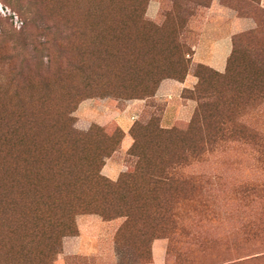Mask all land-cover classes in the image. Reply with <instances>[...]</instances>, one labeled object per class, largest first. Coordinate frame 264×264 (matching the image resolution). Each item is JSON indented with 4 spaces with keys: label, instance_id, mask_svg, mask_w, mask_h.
Segmentation results:
<instances>
[{
    "label": "rangeland",
    "instance_id": "374dc122",
    "mask_svg": "<svg viewBox=\"0 0 264 264\" xmlns=\"http://www.w3.org/2000/svg\"><path fill=\"white\" fill-rule=\"evenodd\" d=\"M236 17L253 23L232 41L256 33L264 90V0H0V264H264V189L257 190L264 165L251 144L214 142L180 168L190 182L139 190L141 205L130 190L75 182L88 170L111 182L132 171L134 124L184 131L197 106L190 92L197 73L209 75L197 71L206 65L194 52L232 30ZM243 42L237 38L236 46ZM178 60L195 84L180 96H157L161 82L182 75L172 66ZM145 72L160 82L139 99ZM104 119L110 122L101 132L112 138L102 147L93 124ZM117 126L122 134L113 133ZM138 139L151 153L171 150L162 133L143 131ZM106 146L116 148L108 157ZM73 188L94 191L79 200L105 203L107 195L113 204L102 206L104 216L76 208L63 227L61 209L76 202ZM153 192L160 198L150 199ZM55 226L62 231L57 244L43 233Z\"/></svg>",
    "mask_w": 264,
    "mask_h": 264
},
{
    "label": "trees",
    "instance_id": "16d2710c",
    "mask_svg": "<svg viewBox=\"0 0 264 264\" xmlns=\"http://www.w3.org/2000/svg\"><path fill=\"white\" fill-rule=\"evenodd\" d=\"M92 11L93 10H90L89 12ZM240 37L244 40L243 47L236 46V40ZM256 38V33L254 32L239 34L233 38L231 52L227 58L223 73L216 71L208 65L197 66V71L199 69H204L208 71L209 75L202 77L197 73L198 81H196L197 83L194 88L190 90L193 95L192 97H195L194 99H196L197 106L183 132H177L175 131V128L163 129L161 126H155L154 122L150 121L144 124H134L130 127V134L132 135L134 142L129 150V155L135 157V166L132 171L122 174L116 182H111L101 175L99 170L96 172L88 170L85 176L77 175L75 177V182L78 184H84L86 180L91 179L94 180L96 184L103 183L110 189L117 187L118 189L130 190L133 192V196H131L133 198V204L141 205L144 200L143 198H139V190L153 191L157 186L163 187L164 184L182 185L188 181L190 182L191 178L184 176L181 173L180 168L189 161L195 160L198 156L207 152L210 149L209 147H211L210 145H213V143L217 141L224 142L227 140H241L247 144H251L254 152L260 156L258 161L260 159V162L264 165V106L260 105L261 101L264 100V90L258 85V82L261 80L259 71L262 73V70L259 69V63L262 61V58L260 57L261 51ZM173 62L172 66L177 69L174 72L182 74V72L185 71L183 62H179V60ZM257 62L258 64L256 65ZM183 75L184 74L174 79L183 82L185 79V76ZM143 76L145 77L141 80V85L137 87V93L135 94L138 95L137 97L139 99L152 96L160 82L159 74L153 75L152 73L149 74V72H145L140 77ZM186 91L189 92V90ZM256 121L260 122L255 123ZM105 126L108 125L100 126L93 124V127L100 131L95 139L102 147L104 145L100 141H102L103 138L105 140L112 138L107 137L105 133L101 132V129H104ZM119 128L120 127L117 126L113 130V133ZM91 129L92 127L89 129V132ZM120 130L121 129H119V134H122V131ZM143 131L145 133L148 131L149 134L162 133L163 135H166V138L169 141L166 144V150L168 151V149H171L168 154H155L149 152L146 146L143 148L138 139L140 133ZM77 133L74 141L75 143H81L83 133H81V135H78ZM149 144L161 147V145L158 144V141L155 140L153 142L152 140H149ZM177 144H179V146H177ZM104 149L106 150L104 156L108 157L116 148L115 146H106ZM140 177L145 180H138ZM149 182L151 187H149ZM248 187L247 190L256 189V186ZM260 188H262V192L264 189V182L259 184L257 190L260 191ZM86 190L87 188H80V190L74 188L70 189V194L76 197V202H68V204L62 207V220H60L61 222L58 224H63V227L66 226L67 219L71 220L75 215L76 208L79 209L80 207L83 208V210L99 213L104 216L105 211L102 206L108 205L109 203L113 204V202H110L109 199H107V195L104 199L105 203H99L94 198L87 200L81 199L82 201L79 200L80 197H94V191H90L91 188L88 190L91 194L86 193ZM36 192L34 193L35 197H39L43 194L42 191H40L39 194ZM111 193L112 190H110V194ZM153 193L154 195L151 196L150 199L155 201L156 198H160L158 194H155V192ZM0 194L2 195L1 192ZM41 200L44 201L45 199L42 198ZM121 201L124 202V204L127 203L123 200V195H121L120 202ZM158 202L153 203L152 206L157 207L159 204ZM161 205L164 206L163 204ZM162 206L158 207L162 209ZM35 213L38 216L39 209L38 207L36 208V206ZM114 213L117 214V211H114ZM126 217L128 218L129 216L126 215ZM34 218L36 219V217ZM36 226L37 229L40 227L38 224ZM55 230L56 232L50 230L48 232L44 231L43 233H47V238H52L53 240L56 239L55 243L57 244V239H59V235L62 231L57 229L56 226ZM56 233H58V237ZM204 240L212 243L218 241L209 240L207 239V236H204ZM172 249L171 242L167 249L168 253L172 251Z\"/></svg>",
    "mask_w": 264,
    "mask_h": 264
},
{
    "label": "crops",
    "instance_id": "0c3cea01",
    "mask_svg": "<svg viewBox=\"0 0 264 264\" xmlns=\"http://www.w3.org/2000/svg\"><path fill=\"white\" fill-rule=\"evenodd\" d=\"M231 22L234 25L232 30H227V32L225 31L223 35L210 40L206 47L202 46L201 43L198 44L196 51L194 52V57L197 62L208 65L209 67L220 72L225 69L226 61L232 48V35L253 27V23L249 18L236 17ZM187 83L193 84L194 81H189L188 77L185 78L183 82L173 79L165 80L159 84L156 95L163 96L167 92L169 95L174 94L180 96L181 90L185 86L188 87ZM109 122L110 121L104 119L103 122H99L98 124L105 125ZM111 172L114 173V170ZM114 174L118 175V172H115ZM155 260L156 263L161 262L160 260L158 261V257L156 256Z\"/></svg>",
    "mask_w": 264,
    "mask_h": 264
}]
</instances>
